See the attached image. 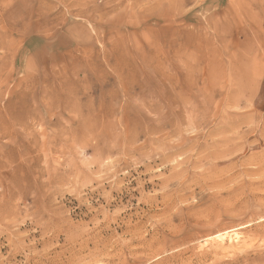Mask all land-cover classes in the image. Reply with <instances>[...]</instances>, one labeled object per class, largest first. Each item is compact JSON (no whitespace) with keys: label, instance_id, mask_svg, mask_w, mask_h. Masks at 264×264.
Wrapping results in <instances>:
<instances>
[{"label":"rangeland","instance_id":"1","mask_svg":"<svg viewBox=\"0 0 264 264\" xmlns=\"http://www.w3.org/2000/svg\"><path fill=\"white\" fill-rule=\"evenodd\" d=\"M89 263L264 264V0H0V264Z\"/></svg>","mask_w":264,"mask_h":264},{"label":"bare ground","instance_id":"2","mask_svg":"<svg viewBox=\"0 0 264 264\" xmlns=\"http://www.w3.org/2000/svg\"><path fill=\"white\" fill-rule=\"evenodd\" d=\"M237 230H239V229H237ZM237 230L236 231H234V230H226V231H223L222 230L223 232H219V233L215 234L210 239H212L213 242H217V243L219 242V243H222V244H224V243L227 244L228 243V244H231V245H233V244L234 245H239L242 242V235ZM206 241H208V240H206ZM210 242H212V241H210ZM96 264H103V263H96Z\"/></svg>","mask_w":264,"mask_h":264}]
</instances>
